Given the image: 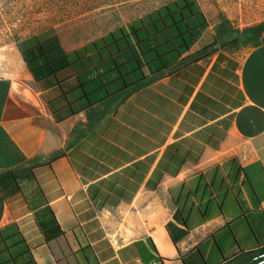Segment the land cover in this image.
Listing matches in <instances>:
<instances>
[{"label":"crops","instance_id":"0c3cea01","mask_svg":"<svg viewBox=\"0 0 264 264\" xmlns=\"http://www.w3.org/2000/svg\"><path fill=\"white\" fill-rule=\"evenodd\" d=\"M81 96L73 68L37 81L17 44L0 48V264H80L63 234L78 226L97 264L264 245V41L163 74L82 136Z\"/></svg>","mask_w":264,"mask_h":264},{"label":"trees","instance_id":"16d2710c","mask_svg":"<svg viewBox=\"0 0 264 264\" xmlns=\"http://www.w3.org/2000/svg\"><path fill=\"white\" fill-rule=\"evenodd\" d=\"M209 27L199 0H170L70 52L55 28L27 37L34 43L27 49L21 47V41L17 45L37 81L57 77L70 67L74 69L81 97L89 109L86 129L74 131L82 136L93 131L106 114L134 92L163 74H175L221 50L257 46L264 41V20L240 28L228 16L221 15L214 27L213 42L191 53ZM102 105L104 109H100ZM63 234L80 264H97L94 249L81 226ZM28 264L37 263L30 260ZM221 264H264V245L240 251Z\"/></svg>","mask_w":264,"mask_h":264},{"label":"rangeland","instance_id":"374dc122","mask_svg":"<svg viewBox=\"0 0 264 264\" xmlns=\"http://www.w3.org/2000/svg\"><path fill=\"white\" fill-rule=\"evenodd\" d=\"M170 0H0V48L55 28L72 48ZM211 25L221 15L244 28L264 20V0H199ZM236 50V49H233Z\"/></svg>","mask_w":264,"mask_h":264}]
</instances>
